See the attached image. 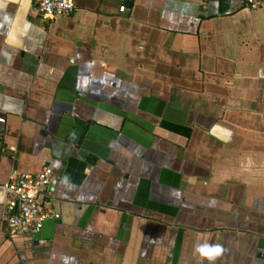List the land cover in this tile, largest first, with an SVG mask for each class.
I'll return each mask as SVG.
<instances>
[{"label":"crops","instance_id":"1","mask_svg":"<svg viewBox=\"0 0 264 264\" xmlns=\"http://www.w3.org/2000/svg\"><path fill=\"white\" fill-rule=\"evenodd\" d=\"M46 167L57 218L8 236L2 184ZM0 264H264V8L0 0Z\"/></svg>","mask_w":264,"mask_h":264},{"label":"built area","instance_id":"2","mask_svg":"<svg viewBox=\"0 0 264 264\" xmlns=\"http://www.w3.org/2000/svg\"><path fill=\"white\" fill-rule=\"evenodd\" d=\"M242 2L251 10L264 8V0ZM37 8L43 22L68 19L74 9V0H37ZM52 183V171L48 167L35 174L11 169L8 181L2 184L6 197L4 232L8 236L38 232L47 219L57 218L45 198Z\"/></svg>","mask_w":264,"mask_h":264},{"label":"clouds","instance_id":"3","mask_svg":"<svg viewBox=\"0 0 264 264\" xmlns=\"http://www.w3.org/2000/svg\"><path fill=\"white\" fill-rule=\"evenodd\" d=\"M196 254L206 258L209 261H214L222 252L223 248L220 245H210L207 243L197 244L194 248Z\"/></svg>","mask_w":264,"mask_h":264}]
</instances>
